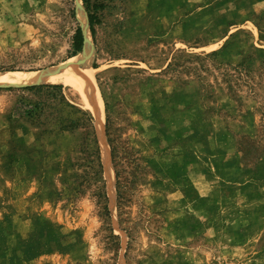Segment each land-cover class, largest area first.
Wrapping results in <instances>:
<instances>
[{
  "label": "rangeland",
  "instance_id": "1",
  "mask_svg": "<svg viewBox=\"0 0 264 264\" xmlns=\"http://www.w3.org/2000/svg\"><path fill=\"white\" fill-rule=\"evenodd\" d=\"M89 5L93 36L83 0H0V71L60 66L81 27L113 180L0 83V264H264V0Z\"/></svg>",
  "mask_w": 264,
  "mask_h": 264
},
{
  "label": "trees",
  "instance_id": "2",
  "mask_svg": "<svg viewBox=\"0 0 264 264\" xmlns=\"http://www.w3.org/2000/svg\"><path fill=\"white\" fill-rule=\"evenodd\" d=\"M85 5V11L87 15V22L89 24V32L94 35V23L98 21L97 15L90 11L89 0H83ZM84 35L81 27H77L72 37V55L77 52L82 51ZM52 82H39L25 84L27 89H35L40 100L33 103L26 111L27 114L36 119L41 123H51L59 130L67 129H81V134L83 135L84 146L90 156L89 163L92 169V175L94 179L100 177L102 178V163L99 155V147L96 138V134L93 126L92 116L77 106L76 104L69 101L62 91L61 84H55ZM98 198L102 202L105 201L104 191L98 192ZM106 204V203H105ZM103 208L108 214L107 206L104 205Z\"/></svg>",
  "mask_w": 264,
  "mask_h": 264
},
{
  "label": "bare ground",
  "instance_id": "3",
  "mask_svg": "<svg viewBox=\"0 0 264 264\" xmlns=\"http://www.w3.org/2000/svg\"><path fill=\"white\" fill-rule=\"evenodd\" d=\"M76 14L78 19L81 21V23L85 24L86 22L85 14L80 7L78 8ZM66 65L68 66L64 68ZM60 66L54 67L52 69H48L45 72L0 71V83L6 82L13 84H28L43 80L44 82L59 80L60 82L74 88V90L81 96L83 105L91 110L92 115L94 117V125L98 135V141L100 144L99 147L101 150L100 151L101 161L103 164L105 177L107 179V192L110 194L112 198L113 197L112 172L109 162L108 148L106 146L100 128V125L102 124L101 99L93 81L92 71L94 70V68L90 65L89 57L86 52L84 53V55L83 53H78L77 55L75 54L71 57H68ZM62 67L63 69L57 72V70Z\"/></svg>",
  "mask_w": 264,
  "mask_h": 264
},
{
  "label": "crops",
  "instance_id": "4",
  "mask_svg": "<svg viewBox=\"0 0 264 264\" xmlns=\"http://www.w3.org/2000/svg\"><path fill=\"white\" fill-rule=\"evenodd\" d=\"M191 6V4L189 3V4H187V7H190ZM199 8V7H198ZM198 9H194V11H197ZM192 15V14H191Z\"/></svg>",
  "mask_w": 264,
  "mask_h": 264
},
{
  "label": "water",
  "instance_id": "5",
  "mask_svg": "<svg viewBox=\"0 0 264 264\" xmlns=\"http://www.w3.org/2000/svg\"><path fill=\"white\" fill-rule=\"evenodd\" d=\"M90 33V32H89ZM34 83V82H33ZM28 84H30V83H28ZM1 85V84H0ZM25 85V84H24Z\"/></svg>",
  "mask_w": 264,
  "mask_h": 264
}]
</instances>
